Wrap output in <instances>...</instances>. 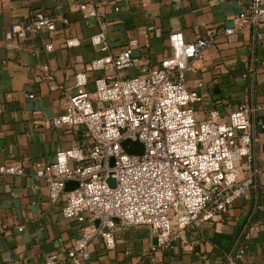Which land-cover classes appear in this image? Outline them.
<instances>
[{"label":"crops","instance_id":"0c3cea01","mask_svg":"<svg viewBox=\"0 0 264 264\" xmlns=\"http://www.w3.org/2000/svg\"><path fill=\"white\" fill-rule=\"evenodd\" d=\"M83 1L0 0V164L21 161L25 166L23 175H0V264H46L53 253L62 257L59 264H70L65 257L81 224L63 215L62 201L50 200L45 181L35 176V164L52 162L57 152L88 141L84 127H54L47 122L65 112L76 73L137 38L134 66L122 72L135 76L145 64L159 66L170 55L172 32L181 31L186 41H193L205 26H231L251 2L107 0L101 9L106 13L109 49L102 52L91 42L100 30L97 22L83 19L77 9ZM38 10L57 19V30L28 42H7L12 24L30 19ZM149 26L154 28L148 30ZM258 31L261 38L252 28L220 38L186 71L189 86L203 96L199 111L218 109L227 116L244 104L255 107L256 156L262 172L257 187L199 230L188 228L174 248L159 252L155 261L149 254V229L119 225L115 247L107 248L98 235L85 264H225L227 254L238 245L246 254L235 264H264V23ZM72 38L80 44L69 45ZM45 44H53V49L47 51ZM102 73L88 71V90L95 89V79ZM184 240L193 242V251L183 248Z\"/></svg>","mask_w":264,"mask_h":264},{"label":"built area","instance_id":"2783aa9c","mask_svg":"<svg viewBox=\"0 0 264 264\" xmlns=\"http://www.w3.org/2000/svg\"><path fill=\"white\" fill-rule=\"evenodd\" d=\"M105 2L84 0L77 5L83 19L97 22L100 30L91 42L102 52L109 49L106 13L101 9ZM119 10L117 6L115 11ZM63 22L70 23L67 18ZM263 23L264 0H251L231 26H205L193 41H186L181 31L172 32L171 53L159 66L145 64L135 76L122 75L134 66L139 42L132 38L117 54L95 58L76 73L65 112L47 122L54 127H84L88 141L57 152L52 162L35 164V176L45 181L50 200L62 201L63 215L81 224L66 261L88 262L89 246L98 235L107 248H114L119 225L146 226L149 254L155 261L159 252L174 248L188 228L199 230L257 187L262 172L256 156L255 107L244 104L227 116L218 109L199 111L203 96L189 86L186 71L222 37L252 28L261 38L258 30ZM56 30L57 19L38 10L30 19L12 24L5 39L23 43ZM68 44L77 46L80 41L72 38ZM45 49L51 51L53 44H45ZM91 70L103 72L93 91L87 89ZM128 139L142 142L144 154L128 153L122 145ZM24 172L21 161L0 164V175ZM110 176L115 187L107 181ZM69 181L79 185L66 190ZM183 243L186 251L194 250L192 241ZM245 254L244 246H235L225 264H235ZM61 260L53 253L46 264Z\"/></svg>","mask_w":264,"mask_h":264},{"label":"water","instance_id":"95a60500","mask_svg":"<svg viewBox=\"0 0 264 264\" xmlns=\"http://www.w3.org/2000/svg\"><path fill=\"white\" fill-rule=\"evenodd\" d=\"M122 145H123L124 149L128 153H131V154L142 155L145 152L144 145L139 140H129L128 139V140L123 141ZM113 163H114V159H112V165H113ZM107 181L111 187H115L116 180L113 177L110 176ZM78 185H79V183L76 181H69L67 183L66 190H72L75 187H77ZM97 223H99V221H97Z\"/></svg>","mask_w":264,"mask_h":264}]
</instances>
